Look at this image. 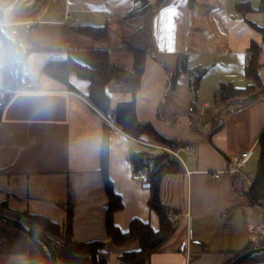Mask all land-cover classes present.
Here are the masks:
<instances>
[{
  "label": "crops",
  "instance_id": "1",
  "mask_svg": "<svg viewBox=\"0 0 264 264\" xmlns=\"http://www.w3.org/2000/svg\"><path fill=\"white\" fill-rule=\"evenodd\" d=\"M246 2L253 12H239L237 5ZM259 3L164 0L150 19L152 48L140 82L132 87L114 82L106 86L110 110L133 99L138 121L149 123L176 145L194 147L184 171L162 181L161 201L177 212L175 227L146 264H229L264 241V208L250 206L247 198L264 133V95L250 103L240 98L222 107L214 97L220 82L237 88L252 84L244 77L245 51L251 41L261 46L258 75L264 86V37L257 30L264 27V17L256 11ZM138 8L134 0H0V34L17 36L24 50L33 49L26 67L31 89L4 93L5 104L0 107V204L63 226L70 195L73 240L104 243L98 254L107 264H120V253L139 247L137 242L117 247L106 234L103 138L107 137L108 178L122 204L113 215L121 231L128 229L132 219L158 229V218L148 207V189L135 177L128 160L130 153L155 142L128 137L100 114L86 99L87 81L71 74L68 80L76 89L71 92L42 74L41 68L48 61L66 58L68 49L80 48H105L113 64L130 68L132 59L118 37L141 26L140 15H128ZM83 26H106L108 42L73 46L71 41L81 36L72 29ZM12 29L17 35L10 34ZM42 29L44 33L64 30L66 39L59 43L68 46L51 48L31 39ZM3 61L0 47V67ZM181 62L187 72L177 74L170 87ZM201 69L205 72L193 93L190 82ZM245 152L249 157L244 165L232 171L234 157ZM218 171L226 172L213 178ZM260 255L241 264H264ZM38 257L47 264L41 254ZM35 258L0 253V264H39Z\"/></svg>",
  "mask_w": 264,
  "mask_h": 264
},
{
  "label": "trees",
  "instance_id": "2",
  "mask_svg": "<svg viewBox=\"0 0 264 264\" xmlns=\"http://www.w3.org/2000/svg\"><path fill=\"white\" fill-rule=\"evenodd\" d=\"M163 1L134 0L139 5V8L128 15H140L143 18V23L136 30L124 35L120 41L124 50L132 57L130 68L113 64L110 61L109 52L105 48H80L74 50L68 49L66 58L64 59L46 62L41 68V73L62 84L71 92H76V89L69 83L68 79L71 74H75L78 78L88 82L86 99L89 103L104 117H108L109 121L122 133L137 141L145 142L143 139L146 137L152 139L155 142L154 145L174 148L182 144L176 145L171 140L158 134L149 123L140 122L136 119L133 99L118 102L114 110H110L109 94L106 91V86L110 82L127 87L135 86L140 82L145 68L146 57L152 48L150 19L153 12L159 8ZM237 8L239 12L254 11L247 2L238 4ZM256 11L264 17V0H260ZM1 21H3V14L0 10ZM72 30L75 34L95 44L104 45L109 40V31L106 26H83L73 28ZM257 30L264 37V27H258ZM11 35H17V33ZM0 38L4 54L3 65L0 67V87L10 92L24 90L29 85L26 78V67L29 53L33 49L24 50L17 36L12 38L1 33ZM260 49L259 43L251 41L245 51L244 77L246 80L251 81L252 84L245 88H237L231 82H220L214 92L218 105H225L227 102L241 97H246L247 103H250L264 95V86L258 75ZM186 72V66L181 62L172 74L169 86L172 87L177 74ZM204 72V69L197 70L193 80L190 82L193 93H196ZM107 127L108 125L104 124V128ZM106 138L104 136L101 151V176L108 198L105 213L106 234L112 244L117 247H122L133 242L138 243L139 249L137 251L123 252L118 255L120 264H146L150 256L159 251L172 235L175 227L170 217L177 212L168 208L161 201L160 191L162 181L166 176L179 174L184 170L182 165L169 153L165 151L158 152L152 145L146 147L145 150L130 153L128 160L133 173L146 169L147 182L144 185L149 192L148 207L158 218V229L154 231L148 223L132 219L129 222L128 229L121 231L113 221L114 213L122 208V204L118 195L113 191L107 174ZM258 144L260 146V156L257 163V171L248 191L247 198L250 206L264 208V133L260 136ZM72 205V199L68 195L65 205L66 222L63 226H59L41 215L12 210L7 207L6 203L0 204V215L23 223L40 233L53 249L60 264H107L105 259L98 254L104 247V243L99 241L78 243L73 240ZM0 228L4 231H12L21 237H27L45 258V251L33 239L3 224H0ZM259 245L264 246V241H261ZM19 247L17 246V248ZM18 250L22 249L19 248ZM24 252L25 250L14 251L8 254L18 255L24 254ZM260 256H264V254ZM253 259L250 258L249 260Z\"/></svg>",
  "mask_w": 264,
  "mask_h": 264
},
{
  "label": "rangeland",
  "instance_id": "3",
  "mask_svg": "<svg viewBox=\"0 0 264 264\" xmlns=\"http://www.w3.org/2000/svg\"><path fill=\"white\" fill-rule=\"evenodd\" d=\"M132 22H127L125 23L126 25L124 26H127V25H130ZM118 30H122V29H118ZM126 30V29H124ZM44 29H42V31L40 33H36L34 36H32L31 39H37L38 41H41V44H47V45H50L51 48H55L59 45H61V41L63 39H66V35H65V31H59V30H52V31H47L46 33H44ZM134 31V30H133ZM131 32H128L127 34H129ZM45 34V35H44ZM126 35V34H122L121 36H119V40L121 41L122 37ZM21 38V36H20ZM76 40H72L71 43L73 46H81V45H85L84 44V41H90L84 37H75ZM57 41V42H56ZM61 42V43H59ZM70 43V44H71ZM57 44V46L55 45ZM54 46V47H53ZM61 46H68L67 43L64 44V45H61ZM49 47V48H50ZM104 47V46H102ZM45 48H48V47H45ZM117 53V52H116ZM118 54V53H117ZM131 57V55H129ZM132 59V57H131ZM132 61V60H131ZM131 65H132V62H131ZM131 67V66H130ZM125 68V67H124ZM194 78V77H193ZM193 80V79H192ZM241 98H244L242 99L241 101H246L247 98L246 97H241ZM240 98L238 99H233L229 102H227L225 105H228L230 104L231 102H234V101H237L239 100ZM221 107L223 105H220ZM153 146V148H155L158 152H162L164 150H161V146H158V145H154V144H151ZM149 145V146H151ZM145 147H148V146H145ZM183 167V166H182ZM184 168V167H183ZM261 235V233H258ZM264 234V233H263ZM262 234V235H263ZM261 235V236H262ZM254 241L256 242L257 241V238L256 236L253 238ZM17 246H20L19 248L22 249V250H25L24 254L26 255H30V256H34L36 257L35 258V261L39 264H41L40 260H39V257L38 255L40 254L37 250V248L34 246V244L27 238V237H21L17 234H15L14 232L12 231H4L2 228H0V253L2 254H8L10 252H14V251H22V250H18L19 248H17ZM23 247V248H22ZM46 253V252H45ZM45 256V260L47 262V264H50L49 260H48V256L47 254L44 255Z\"/></svg>",
  "mask_w": 264,
  "mask_h": 264
},
{
  "label": "built area",
  "instance_id": "4",
  "mask_svg": "<svg viewBox=\"0 0 264 264\" xmlns=\"http://www.w3.org/2000/svg\"><path fill=\"white\" fill-rule=\"evenodd\" d=\"M10 32H11V34L17 33V31L15 29H12ZM0 47H2L1 39H0ZM30 87H31V85H28L27 89H29ZM4 93H10V91H6L0 87V95H1L0 107H2L5 104L6 96H4ZM193 111H194L193 107H190L188 109V113H192ZM146 146H149V145H146ZM161 150H164L165 152L169 153L174 159H176L185 168V164L188 163L192 159L194 147L191 144H182V145H178L174 148H170L167 146H165V147L161 146ZM248 157H249L248 152L241 153V154L235 156L233 159V170L232 171L239 170L244 165V163L248 159ZM224 172H226V171L214 172L212 176H213V178L217 179ZM134 175L142 183L145 184L147 182L146 169L136 171L134 173ZM170 220L172 222H174L175 217L171 216Z\"/></svg>",
  "mask_w": 264,
  "mask_h": 264
},
{
  "label": "water",
  "instance_id": "5",
  "mask_svg": "<svg viewBox=\"0 0 264 264\" xmlns=\"http://www.w3.org/2000/svg\"><path fill=\"white\" fill-rule=\"evenodd\" d=\"M0 224H3L7 227L13 228L15 230L20 231L21 233L27 235L31 239H33L35 242H37L43 250L46 252L48 256V260L50 264H60L56 258V255L51 248V246L45 241V239L41 236L40 233L32 229L31 227L20 223L14 219H11L6 216L0 215ZM264 254V246L255 245L254 247H251L249 250L243 252L239 256H237L234 260H232L229 264H241L245 262L246 260L256 256Z\"/></svg>",
  "mask_w": 264,
  "mask_h": 264
},
{
  "label": "snow or ice",
  "instance_id": "6",
  "mask_svg": "<svg viewBox=\"0 0 264 264\" xmlns=\"http://www.w3.org/2000/svg\"><path fill=\"white\" fill-rule=\"evenodd\" d=\"M242 59V58H241Z\"/></svg>",
  "mask_w": 264,
  "mask_h": 264
}]
</instances>
